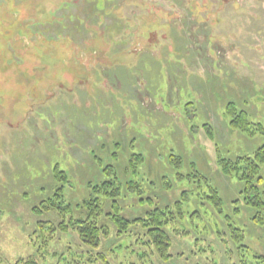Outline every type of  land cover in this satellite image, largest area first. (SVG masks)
Listing matches in <instances>:
<instances>
[{
  "label": "rangeland",
  "instance_id": "1",
  "mask_svg": "<svg viewBox=\"0 0 264 264\" xmlns=\"http://www.w3.org/2000/svg\"><path fill=\"white\" fill-rule=\"evenodd\" d=\"M262 144L264 0H0V264H238L225 223L264 254L243 182L217 166ZM114 176L126 218L182 202L169 259L138 225L98 246L56 228ZM56 193L71 211L46 208Z\"/></svg>",
  "mask_w": 264,
  "mask_h": 264
},
{
  "label": "trees",
  "instance_id": "2",
  "mask_svg": "<svg viewBox=\"0 0 264 264\" xmlns=\"http://www.w3.org/2000/svg\"><path fill=\"white\" fill-rule=\"evenodd\" d=\"M233 107H228V111L232 113V117L229 120V124L234 129H239L240 132H244L247 137L256 135L263 131V127L260 123H254L255 128H250V122L245 115V112H234ZM208 132L212 133V127ZM137 162L142 160L141 155H135ZM217 166L221 174L225 176H234L238 180H241L244 184L243 187V200L245 204L251 206L255 210L254 224L256 226H264V175L262 170L264 169V144L260 145L252 156L244 155L237 156L235 158H217ZM61 171L56 173V178L61 177ZM198 175V173H196ZM127 190L137 189L140 190V185L136 181H128ZM58 192L61 187H58ZM93 195L85 201V206L88 209V214L83 219L69 218L68 222L61 221L57 224V229L62 232L73 230L78 235L79 240L82 243L98 246L102 239L110 236L112 231H115L117 237L128 234L133 226L138 225L147 237L145 244L152 246L157 253L158 257L167 260L172 255L169 250L171 247L170 232L178 231L171 228L179 218L183 217V210L181 208L182 202L175 201V209L170 206L164 208L153 206L150 210L146 211L142 216H136L132 219L126 218L122 214L121 206L118 202L122 198L123 186L117 176H114L111 180H104L100 184L92 186ZM210 191L213 193L211 197L216 205L220 202V196L214 187L209 186ZM103 195L109 202V210L104 211L103 202L97 195ZM56 199H48L46 201V208L50 209L54 205L59 207V212L71 211L69 205L60 206L62 200V194L56 193ZM145 198H139L138 201L143 203ZM148 203L151 205L153 202L150 199ZM150 200V201H149ZM217 210L220 212L221 208ZM227 219L228 216H225ZM42 224V223H41ZM40 224V225H41ZM111 225V226H110ZM228 237L234 243L235 251L238 259V264H264V254L260 252H251L250 248L243 242L245 233L241 227L231 223H225ZM44 227V225H41ZM215 231L217 236L222 235L220 227ZM53 229V228H52ZM51 229V230H52ZM144 244V243H143ZM230 251L228 252V254ZM24 264H34L27 261ZM69 264V263H68ZM71 264V262H70ZM153 264V263H149Z\"/></svg>",
  "mask_w": 264,
  "mask_h": 264
}]
</instances>
